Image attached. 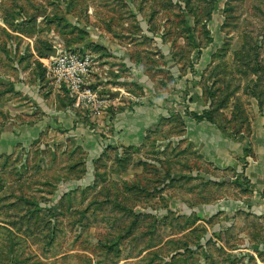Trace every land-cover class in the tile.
I'll use <instances>...</instances> for the list:
<instances>
[{
    "label": "rangeland",
    "instance_id": "374dc122",
    "mask_svg": "<svg viewBox=\"0 0 264 264\" xmlns=\"http://www.w3.org/2000/svg\"><path fill=\"white\" fill-rule=\"evenodd\" d=\"M209 23L222 38L203 74V117L252 140L264 119V0H0V138L54 104L93 137L49 120L41 137L0 154V264H264V217L253 208L264 192L245 174L205 164L177 127L119 145L102 128L118 88H100L122 76L93 83L106 101L97 111L48 71L62 49L92 54L96 65L110 58L103 32L129 37L128 62L157 85L163 66L193 68L191 52L212 41ZM130 79L129 90L144 94Z\"/></svg>",
    "mask_w": 264,
    "mask_h": 264
},
{
    "label": "crops",
    "instance_id": "0c3cea01",
    "mask_svg": "<svg viewBox=\"0 0 264 264\" xmlns=\"http://www.w3.org/2000/svg\"><path fill=\"white\" fill-rule=\"evenodd\" d=\"M213 15L218 18L219 12L215 11ZM210 25L209 23L208 30L211 31ZM214 31L215 33L211 31L214 34L209 46L197 53L191 52L190 59L193 68L191 67L188 70L180 64L176 67V70H166L163 66L162 71L167 76L164 81H159L160 83L157 85L153 83H150V85L145 84L143 78L147 79V77L143 74L144 68L138 64L133 65L132 62H128L132 59L134 49V45L128 43L131 40L129 37L125 41L124 37L122 39L107 35L104 37L102 32L100 45L104 51L113 54H109L110 58L103 59V57H99L98 64L91 74L89 82L91 85L93 83L98 84L102 81L104 75L107 77L122 76L120 80L112 81L110 85L109 83L103 85L101 82L102 87L100 89H108L115 85L118 88L116 92L119 94L118 98L111 103L116 114L114 118L106 120L102 128L105 130L106 135L110 134L111 131L117 135L119 145L139 147L144 145V141L151 137L153 133L161 129H170L171 127L175 129L177 127L181 133L180 138H184L195 148L205 164L214 169L232 170L235 173L245 174L255 187V191L262 193L264 192V119H257L253 138L252 140L247 138V140L246 138L230 136L229 132L223 131L216 122L203 117L205 113L210 111V105L204 99L203 74L217 53L222 38L218 30ZM94 38H99V36H94ZM25 40L30 41L27 37H25ZM154 40H157V38H154ZM33 53L38 57L36 51H33ZM166 54L163 56H166ZM38 59L41 60L39 57ZM147 74L149 75L150 72ZM129 76L134 90L139 88L144 91V94L140 95L138 91L129 90L132 86L129 87L125 82L127 78L129 79ZM127 91L130 94H126ZM108 94H110L109 91ZM53 106L55 107L52 109L53 113L43 112L44 115L42 113L43 116L41 115L37 119L24 118V121L20 122L21 124L19 121L12 119L11 124H20V129L12 126L7 129L3 134V138H0L4 141L0 144V154L11 149L14 150L18 145L23 146L27 142H32L35 137L36 139L41 137L43 127L46 121L49 120L76 131L77 137H83L85 140L86 138H93L90 132L84 130L83 127H79L77 117L75 113L71 112L72 110H57L55 104ZM188 112L191 114H188ZM17 133L18 136L20 135L19 138L16 136ZM5 139L7 140L5 141ZM92 146L94 152H96V144L92 143ZM250 151H253L254 158H249L247 167L243 169L240 159H243L245 153ZM253 205V208H257L258 214L264 217V196H261Z\"/></svg>",
    "mask_w": 264,
    "mask_h": 264
},
{
    "label": "built area",
    "instance_id": "2783aa9c",
    "mask_svg": "<svg viewBox=\"0 0 264 264\" xmlns=\"http://www.w3.org/2000/svg\"><path fill=\"white\" fill-rule=\"evenodd\" d=\"M48 69L55 84L66 87L71 98L86 103L94 110L105 108L106 101L93 90L89 78L96 68V58L79 50H59L51 58Z\"/></svg>",
    "mask_w": 264,
    "mask_h": 264
},
{
    "label": "water",
    "instance_id": "95a60500",
    "mask_svg": "<svg viewBox=\"0 0 264 264\" xmlns=\"http://www.w3.org/2000/svg\"><path fill=\"white\" fill-rule=\"evenodd\" d=\"M118 96H119V94H117V93H110L109 94V97H110L111 100H114V99L118 98Z\"/></svg>",
    "mask_w": 264,
    "mask_h": 264
}]
</instances>
